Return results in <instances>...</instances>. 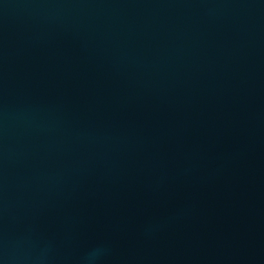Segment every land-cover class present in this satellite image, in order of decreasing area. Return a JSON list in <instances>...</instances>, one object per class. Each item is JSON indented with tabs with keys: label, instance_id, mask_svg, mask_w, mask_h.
<instances>
[{
	"label": "water",
	"instance_id": "1",
	"mask_svg": "<svg viewBox=\"0 0 264 264\" xmlns=\"http://www.w3.org/2000/svg\"><path fill=\"white\" fill-rule=\"evenodd\" d=\"M0 264H264V0H0Z\"/></svg>",
	"mask_w": 264,
	"mask_h": 264
}]
</instances>
